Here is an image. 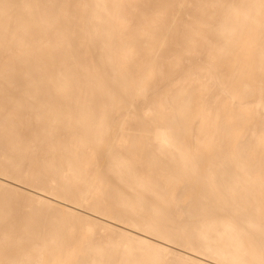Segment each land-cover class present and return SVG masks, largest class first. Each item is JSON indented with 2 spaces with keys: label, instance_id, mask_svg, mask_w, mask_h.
I'll return each mask as SVG.
<instances>
[{
  "label": "bare ground",
  "instance_id": "obj_1",
  "mask_svg": "<svg viewBox=\"0 0 264 264\" xmlns=\"http://www.w3.org/2000/svg\"><path fill=\"white\" fill-rule=\"evenodd\" d=\"M0 264H264V0H0Z\"/></svg>",
  "mask_w": 264,
  "mask_h": 264
}]
</instances>
